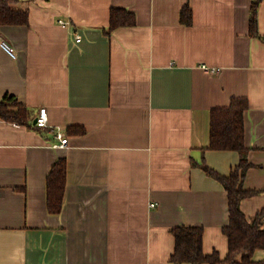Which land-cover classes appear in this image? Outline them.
Segmentation results:
<instances>
[{
	"label": "crops",
	"instance_id": "obj_1",
	"mask_svg": "<svg viewBox=\"0 0 264 264\" xmlns=\"http://www.w3.org/2000/svg\"><path fill=\"white\" fill-rule=\"evenodd\" d=\"M19 6L29 24L0 27L16 52L0 47V101L15 96L31 116L0 117V264H176L177 227H203L204 253L226 258L228 192L200 165L222 176L238 167V152L209 149L212 112L247 99L242 185L258 193L241 209L249 221L264 209V0ZM113 9L136 26L108 33ZM41 109L50 128L36 126ZM58 129L66 148L53 147ZM60 158L65 197L51 213L47 178Z\"/></svg>",
	"mask_w": 264,
	"mask_h": 264
},
{
	"label": "trees",
	"instance_id": "obj_2",
	"mask_svg": "<svg viewBox=\"0 0 264 264\" xmlns=\"http://www.w3.org/2000/svg\"><path fill=\"white\" fill-rule=\"evenodd\" d=\"M20 0H0V27L28 25L29 10L19 6ZM192 12L187 7L182 11L184 24H192ZM137 24L135 14L126 9H113L108 33ZM252 32L257 30L256 11L252 17ZM249 109L247 99H234L227 108L214 109L211 120L210 150L235 151L241 162L230 176H222L206 164L200 165L210 176L219 180L228 192L230 223L224 228L229 241V253L222 259L218 252L207 255L203 250V227H177L173 230L176 240L172 260L176 264H264L257 260L258 251H264V209L251 221L241 209L245 198L256 195L257 191L246 190L242 182L251 167L250 149L245 143V112ZM30 110L19 103L15 96L7 95L0 101V117L12 123L29 125ZM73 134H84L85 130L70 129ZM67 182V160L60 158L52 167L47 178L48 205L51 213H60L63 208Z\"/></svg>",
	"mask_w": 264,
	"mask_h": 264
},
{
	"label": "built area",
	"instance_id": "obj_3",
	"mask_svg": "<svg viewBox=\"0 0 264 264\" xmlns=\"http://www.w3.org/2000/svg\"><path fill=\"white\" fill-rule=\"evenodd\" d=\"M82 39L83 37L81 35L75 36V41L77 43L81 42ZM0 47L11 57L16 58L15 49L7 41L3 40L1 37H0ZM203 68L206 69L207 67L204 65ZM36 126L39 128H50L47 109H41L39 116L37 117L36 120ZM53 132L55 133V136L58 140V142L54 144L53 147L60 149L66 148L69 145V137H67L64 131H62L61 129H58L56 131L53 130Z\"/></svg>",
	"mask_w": 264,
	"mask_h": 264
}]
</instances>
